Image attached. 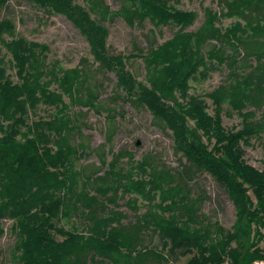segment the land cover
<instances>
[{"label":"trees","instance_id":"16d2710c","mask_svg":"<svg viewBox=\"0 0 264 264\" xmlns=\"http://www.w3.org/2000/svg\"><path fill=\"white\" fill-rule=\"evenodd\" d=\"M28 1L72 22L87 41L94 61L115 74L117 88L132 104L147 108L156 123L172 133L176 152L189 166L173 173L167 168L158 170L144 159L131 169L138 171L134 179L131 170L117 171L119 158L129 155L118 153L102 175L99 169L77 170L76 162L87 154V145L74 144V135L82 137L68 108L98 111L100 107L98 96L86 86L87 72L83 67L63 70L46 64V45L14 38L12 23L0 21V46L10 55L9 68L17 80L7 74L1 59L0 221H12L18 264H147L150 259L168 262L167 258L178 256L190 257L185 264L264 261V248L258 247L263 238L259 231L264 228V171L248 165L242 150L251 137L264 134V122L248 121L254 112L242 113L245 108L264 104V0H220L223 18L243 22L223 31L216 26L217 13L207 9L196 32L185 31L195 14L175 9L167 0H121L114 13L103 0H86L102 21L120 17L128 25L148 21L153 30L168 25L178 28L172 38L151 45L145 54L138 51L128 56L108 52L106 27L73 0ZM6 3L0 0V9ZM5 35L12 39L6 41ZM240 50L244 55L239 61ZM250 57L256 59L255 66L249 65ZM134 58L144 64L145 84L127 68V62ZM215 65L229 68V81L205 95L214 106L210 115L205 101L189 92L190 82L197 76L204 78ZM244 67L250 70L240 75L238 71ZM54 83L57 87L51 89ZM225 102L232 112L243 116L241 129L229 131L222 126ZM40 104L54 107L57 113L50 119L30 121V113ZM111 136L109 132L108 141ZM99 157L105 166L103 154ZM191 169L192 173L207 172L226 191L236 211L231 231L198 220V201L189 198L184 181L191 179ZM90 188L97 196L89 195ZM119 190L137 194L148 203L158 196L159 202L150 205L134 225L123 227L122 214H97L104 208L99 198L113 192L106 200L115 203ZM135 203L132 200L129 205L135 209ZM72 214L88 221L86 231L58 226ZM143 230L155 233L168 255L139 248Z\"/></svg>","mask_w":264,"mask_h":264},{"label":"rangeland","instance_id":"374dc122","mask_svg":"<svg viewBox=\"0 0 264 264\" xmlns=\"http://www.w3.org/2000/svg\"><path fill=\"white\" fill-rule=\"evenodd\" d=\"M170 6L182 11H189L195 14L193 24L185 29L186 32H196L205 21V10L217 13L219 21L216 26L225 30L239 18H223L222 4L220 0H167ZM104 5L112 13L118 11L121 0H103ZM73 4L81 6L90 14L91 19L96 20L108 30L106 48L111 55L128 56L130 54H143L147 52L151 45L161 44L170 38L178 30L173 25L161 27L153 30L150 22H134L128 25L122 18L114 17L107 20H100L96 12L90 10L86 0H73ZM10 21L14 28V38H24L28 42H36L46 45L49 48L45 56L46 64H54L63 70L73 68H84L88 74L86 86H90L92 91L98 96L97 103L100 104L98 111L80 106H69L68 115L78 125L81 137L74 135L75 145L85 143L87 145L86 155L76 162V169L87 168L99 169L102 175L109 170V164L118 153L129 155L120 157L117 171L123 173L148 159L149 163L157 169L167 168L169 171L178 172L189 166L186 158L177 153L174 146L172 133L168 129L160 127L153 119L147 108L131 103L129 99L117 88V79L113 72H109L100 67L91 55L89 45L84 36L65 16L50 13L43 7L28 0H7V3L0 9V21ZM243 22V21H242ZM151 31H154L152 37ZM6 41L12 39L11 36H4ZM154 39V40H153ZM212 43V42H211ZM205 49H208L206 47ZM229 53V51H228ZM237 59L239 61L244 55L240 50ZM230 54V53H229ZM4 60L7 74L13 81H17L14 70L9 68L10 55L3 46H0V60ZM248 63L255 66L256 59L250 57ZM130 70L138 82L145 84L146 71L140 58L130 59L127 62ZM249 67L240 68L238 73L244 75L248 73ZM229 68L226 65L216 66L206 72L204 78L197 76L196 80L190 82V94L200 96L207 104V111L214 114V106L205 97L220 85L228 83ZM48 80V78L46 79ZM56 84L51 85L55 89ZM86 95V91H83ZM119 96V99L114 97ZM64 101L69 103L68 97ZM254 112V118L248 121L264 122V104L261 108L248 107L242 110ZM57 113L54 107L38 105L34 112H31L30 121L38 118L50 119ZM112 116L113 119L109 118ZM222 126L229 131L241 129L243 116L238 112H232L226 102L221 113ZM109 132H112L110 141L107 140ZM202 142L207 143L206 137H202ZM213 142V141H212ZM244 160L246 163L258 171H264V134L250 138L247 146H242ZM99 154H103L105 166L101 165ZM190 171L191 179H186V189L190 199L198 201V220L204 219V223H217L224 231H231L236 218V211L223 187L207 172L201 170L195 173ZM137 179V170H131ZM149 172V171H148ZM146 179H149V173ZM83 182V179H82ZM125 183V182H123ZM89 195L97 196L92 188L88 189ZM113 192L105 197H100L99 201L104 204V208L99 211V216H109L110 212H117L124 216L121 226L128 227L134 225L138 218L148 210L150 205L158 203V196H155L153 203H148L140 196L133 193L123 194L122 190L117 191L115 203H110L106 199L113 197ZM135 200V209L129 202ZM89 225L83 217L72 214L70 218L60 221L58 226L65 230L86 231ZM12 221H0V229L3 231L0 236V264H18L17 252L15 251L17 237L11 231ZM264 238V228L259 231ZM142 243L139 248L153 249L168 255L163 250L159 237L150 230H143L140 233ZM61 240V238H59ZM138 248V249H139ZM163 250V251H162ZM189 256L169 257L168 262H159L154 259L147 261V264H185Z\"/></svg>","mask_w":264,"mask_h":264},{"label":"built area","instance_id":"2783aa9c","mask_svg":"<svg viewBox=\"0 0 264 264\" xmlns=\"http://www.w3.org/2000/svg\"><path fill=\"white\" fill-rule=\"evenodd\" d=\"M259 248H264V238H262V242L258 245ZM227 264V262L225 263ZM253 264H264L263 260L254 261Z\"/></svg>","mask_w":264,"mask_h":264}]
</instances>
